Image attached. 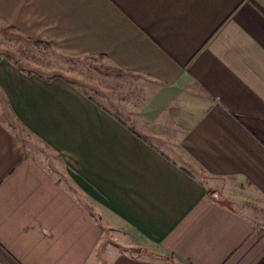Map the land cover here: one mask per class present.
Listing matches in <instances>:
<instances>
[{"label": "crops", "instance_id": "obj_1", "mask_svg": "<svg viewBox=\"0 0 264 264\" xmlns=\"http://www.w3.org/2000/svg\"><path fill=\"white\" fill-rule=\"evenodd\" d=\"M0 25L141 101L0 53V264H264V0H0Z\"/></svg>", "mask_w": 264, "mask_h": 264}, {"label": "rangeland", "instance_id": "obj_2", "mask_svg": "<svg viewBox=\"0 0 264 264\" xmlns=\"http://www.w3.org/2000/svg\"><path fill=\"white\" fill-rule=\"evenodd\" d=\"M0 53L13 56V60L26 70L37 72L43 77H63L113 112L117 110L113 108L111 103L115 104L116 100L120 99L123 104L126 99H133L136 104L141 102L139 90H135L137 89L136 85L100 58L67 56L50 44L27 41L22 36L1 25ZM2 103V99H0V117L4 116ZM137 107H134V111L138 109ZM121 109L124 110L125 108L121 107ZM131 109L133 108H129L130 111L127 112L132 113L133 110L131 111ZM123 110H121L122 113ZM22 137L26 139L24 135ZM152 141L156 142L154 139ZM36 152L40 160L46 163V152L41 151L39 146Z\"/></svg>", "mask_w": 264, "mask_h": 264}]
</instances>
